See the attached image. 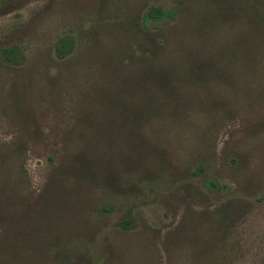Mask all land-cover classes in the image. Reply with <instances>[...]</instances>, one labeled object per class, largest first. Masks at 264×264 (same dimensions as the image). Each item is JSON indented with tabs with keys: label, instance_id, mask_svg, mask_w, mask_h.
Returning a JSON list of instances; mask_svg holds the SVG:
<instances>
[{
	"label": "rangeland",
	"instance_id": "1",
	"mask_svg": "<svg viewBox=\"0 0 264 264\" xmlns=\"http://www.w3.org/2000/svg\"><path fill=\"white\" fill-rule=\"evenodd\" d=\"M13 46L0 264H264V0H0Z\"/></svg>",
	"mask_w": 264,
	"mask_h": 264
},
{
	"label": "trees",
	"instance_id": "2",
	"mask_svg": "<svg viewBox=\"0 0 264 264\" xmlns=\"http://www.w3.org/2000/svg\"><path fill=\"white\" fill-rule=\"evenodd\" d=\"M150 17H154L156 19H170L173 18V14L171 12H164L161 9L156 8L146 15L145 20H149ZM71 47V39L63 38L60 41V45L58 47L59 56L61 58H65L70 52ZM20 53V49L16 46L9 48H0V61L6 63L8 66H16L20 62Z\"/></svg>",
	"mask_w": 264,
	"mask_h": 264
}]
</instances>
